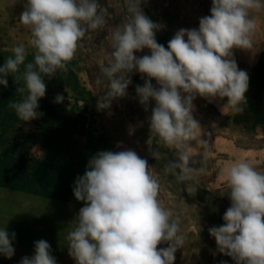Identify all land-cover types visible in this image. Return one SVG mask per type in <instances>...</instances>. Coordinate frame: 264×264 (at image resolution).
<instances>
[{"label":"clouds","instance_id":"clouds-1","mask_svg":"<svg viewBox=\"0 0 264 264\" xmlns=\"http://www.w3.org/2000/svg\"><path fill=\"white\" fill-rule=\"evenodd\" d=\"M142 2L126 0L127 19L112 33L111 61L96 79L97 86L106 85L97 110H109L114 100L125 98L131 74H141L144 84L135 88L139 104L148 111L155 102L148 117L150 132L175 150L176 159L166 170L180 182L191 181L198 171L191 142L201 129L193 116V101L197 96L209 101L226 98L223 107L234 113L245 110L249 74L238 68L233 50L254 47L256 23L251 13L264 9V0H212L210 15L200 18L198 29L178 30L167 49L156 39L161 25L144 13ZM105 12L98 0H26L19 20L31 38L27 46H14L13 55L0 67V85L5 88L9 76L16 83L23 79L22 91L27 94L9 105L21 121L43 116L38 101L46 94L45 78L67 70L86 33L104 26ZM28 48L34 58L26 63ZM144 49L150 54L135 55ZM21 66L22 77L17 75ZM63 99L58 94L54 102ZM201 143L206 146V141ZM151 154L158 159V152ZM223 174L231 204L224 223L208 229L216 251L235 264H264V172L239 160ZM159 193L154 167L135 151H100L92 156L73 187L75 199L84 204L66 237L75 264H174L185 237L179 217L173 218ZM15 237L7 227L0 228V255L13 257ZM161 244L167 247L158 248ZM20 264L57 261L50 244L41 239L34 242V255L23 257Z\"/></svg>","mask_w":264,"mask_h":264},{"label":"rangeland","instance_id":"rangeland-1","mask_svg":"<svg viewBox=\"0 0 264 264\" xmlns=\"http://www.w3.org/2000/svg\"><path fill=\"white\" fill-rule=\"evenodd\" d=\"M107 1L109 10L127 11L126 0ZM208 1L144 0L141 7L153 22L161 25L157 42L168 45L178 30L198 29L200 18L207 16V8L202 5ZM25 2L0 0V67L13 55L14 46H27L31 38L30 30L19 20ZM251 15L256 23L254 47L249 51L233 50L238 68L249 74L247 106L242 113H234L223 107L226 98L209 101L197 96L193 101V116L201 129L198 138L191 142L197 161L194 166L198 169L191 181L180 182L166 170L168 163L176 159L175 150L163 146L150 132L148 117L155 102H150L148 111L139 104L135 88L144 84L141 74H131L132 83L125 98L114 100L109 110H97L99 96L92 90L85 66L102 68L110 62L111 54L93 31L81 40L67 70L45 78L46 94L38 101L42 117L23 122L9 107L27 94L22 91V78L16 83L9 76L8 86L0 85V184L14 182L18 189L30 194L26 199H17L19 204H27V212L22 213L29 216L28 238L19 233L13 241L19 262L25 257L21 252L26 246V256L31 257L34 242L43 239L50 244L57 264H75L68 254L66 239L84 206L74 197L75 180L84 174L89 159L96 153L130 149L154 167L160 183L159 199L172 211L173 218L179 217L185 245L175 253L174 264H235L231 257L216 251L215 239L208 229L224 223L222 217L231 204L223 169L234 161L247 160L257 171L264 172V9ZM149 54L144 49L135 55ZM33 58V49L28 48L26 63ZM22 73L23 66L17 75L22 77ZM58 94L64 97L61 103L54 102ZM201 141H206V146ZM153 151L159 153L158 159L152 156ZM30 223L33 236H29Z\"/></svg>","mask_w":264,"mask_h":264},{"label":"crops","instance_id":"crops-1","mask_svg":"<svg viewBox=\"0 0 264 264\" xmlns=\"http://www.w3.org/2000/svg\"><path fill=\"white\" fill-rule=\"evenodd\" d=\"M0 150V154H1ZM10 173H13L12 170H9ZM27 190L18 189L17 185L13 183H9V185L6 184H0V228L7 227V230L11 232H15L17 239V236L28 238V227H29V216L27 214H23L22 211L25 210L27 212V204H23L21 202H17L18 196H22L24 199L25 197L29 196ZM28 198V197H27ZM20 205V206H19ZM24 208V209H23ZM20 210V212H19ZM31 219V217H30ZM20 224V229L19 225ZM31 228V234L29 236H33V224L30 223ZM26 249L22 251L21 253L25 254V256L28 254L27 246ZM14 257L11 259L6 258L3 255H0V264H20L17 257V249L14 247ZM33 252V250H32Z\"/></svg>","mask_w":264,"mask_h":264},{"label":"trees","instance_id":"trees-1","mask_svg":"<svg viewBox=\"0 0 264 264\" xmlns=\"http://www.w3.org/2000/svg\"><path fill=\"white\" fill-rule=\"evenodd\" d=\"M98 3L101 5V7L103 9H106L105 24L103 27H101V28H99L93 32L95 33V38H97V40L99 42H101V44L105 47L106 51L109 54H111L113 51V49L111 47V36H112L111 30L114 31L116 29V27L122 25L126 21L128 13L126 10L121 11L120 13H116L113 10H109L107 0H98ZM206 4L202 5V6L204 8H207V10L205 12L207 15H210V8H211L212 0H209ZM121 5L123 6V2H121ZM164 46L167 49V45H164ZM111 58H110V61H111ZM85 71H86V74L89 78L93 92L98 96L102 95L104 93V91L106 90L105 89L106 85L104 87H101V86H97V84H96L97 77L102 75L101 68H99L98 66L90 67L87 64L85 66ZM152 84H153V86H157L155 80H152Z\"/></svg>","mask_w":264,"mask_h":264}]
</instances>
